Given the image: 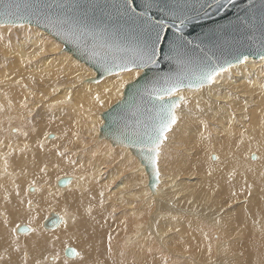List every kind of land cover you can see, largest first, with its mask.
<instances>
[{"label": "snow or ice", "instance_id": "obj_1", "mask_svg": "<svg viewBox=\"0 0 264 264\" xmlns=\"http://www.w3.org/2000/svg\"><path fill=\"white\" fill-rule=\"evenodd\" d=\"M225 2L231 3V0H225ZM79 7L77 0H72L70 9L65 0H35V2L25 0L23 5L19 0H0V18L18 16L28 19L30 23L32 15L49 20L55 16L59 21V26L65 30L66 34H75L84 29L90 32L91 29L88 27L86 19L87 12L83 16L69 14L70 12H76ZM113 7L116 9L119 20L123 22L121 28L114 32H108L105 28L99 34L102 38L106 37L104 46L109 51L120 53V55H114L111 62L105 60L100 64V67L109 73L112 72L113 67H116L121 72L130 74L133 78L146 79V84L142 89L137 90L136 97L132 100V106L135 110L131 112L130 116L125 115L122 117L123 122L116 130L119 137L117 146L135 149L141 158V163L146 162V170L147 167H150L152 178L158 181L161 177L164 153L169 146L176 143L177 137L183 135L182 126L195 124L198 131L202 129L200 131L202 140L205 138V133H207V138L211 139L214 126L217 129L219 128L216 123L219 116L218 109L230 105L227 101L221 103L222 98L219 95L213 100L211 93L218 85H221L219 78L224 73L231 71L235 65L229 63L228 68H225L204 53L203 49L200 50V54H196L195 50L200 48L199 44H196L193 48L189 47L193 45V41L186 38L184 29L192 24V17L187 15L186 0L183 3L182 0H120V3L113 5ZM61 15H63V19H61ZM197 26L193 24V30ZM0 27L8 29L11 33L13 29L17 32L24 29L25 25L22 23L16 25L14 21L5 25L0 21ZM173 29H175V32L172 33L170 38L169 32ZM84 34H87V32ZM93 36H95V33H93ZM15 40L16 44L21 47L13 55L23 57L24 46H31L32 43L31 31H27L23 40L20 35H17ZM0 42L3 43L6 52L13 48L11 35H9L6 42L5 37L0 35ZM165 46L168 49L167 53L165 52ZM33 51L35 56H39L45 50L40 48L38 52H35L34 49ZM161 58L175 60V71L163 74L155 73L152 77H148L147 73L151 71L149 65L159 64ZM235 59L237 65L247 67V55L241 54ZM260 59L264 60V55H261ZM19 62L25 63L23 59ZM11 63L9 61L2 67L8 68ZM27 63L31 64V60ZM47 75H51V73ZM116 75H119V73H116ZM77 76H79V72H77ZM5 78L10 79L11 77L6 75ZM28 79L32 83L37 82L34 75ZM16 83L19 84L20 81L17 80ZM96 83L98 84L99 81H96ZM206 86H208L209 97L207 101H204L201 93ZM23 87L27 88L28 85L25 84ZM75 88L76 85L72 84L69 89L65 90L63 97L58 96V93L61 92L59 87H52L47 95L42 91L40 95L45 100H49L47 105L33 104L30 107L29 96L25 95L20 107L26 110V123L32 124V121L39 117L40 121H44L46 125L53 124L57 110H66L67 106L72 104ZM185 90L193 91V96L189 97L181 94ZM105 91H108V89H105ZM85 96L93 101V106L103 107L104 101L99 93L93 94L92 90L88 89ZM235 99L236 97L231 92L227 93L228 101H235ZM214 106H218L215 114H213ZM76 107L77 109H83L84 104L78 102ZM234 111L233 114H229V119H235ZM242 111L250 112V109L243 108ZM88 112L90 115L92 114L91 107ZM262 112H264V106H262ZM29 115L32 120H28ZM251 118V114L244 117L248 121H251ZM75 123L79 125L80 121L75 120ZM261 127L264 128V125ZM95 128L96 125L92 124L89 134L95 131ZM69 131H71V128H69ZM33 133L36 134L35 154L29 160L27 158L29 146L25 145V148L21 150L20 157L16 159V167H19L20 175H28L29 164L46 175L49 165L58 168L71 150L70 147H64L61 151V146L56 145L54 148L45 151L46 145L40 137L43 136L47 140L51 137V133L42 132L36 124H32V127L24 133V136L28 138ZM63 135L68 138L69 145L74 146L75 150L86 158H90L93 166H95V161L100 153L94 141H89L87 137L81 135L80 131H71V137H69L67 131ZM232 135H235V133H232ZM72 137L75 139H72ZM53 138L56 139V137ZM250 139H255V137H250ZM260 143L264 145V135L261 136ZM113 152H115V149H113ZM41 153H43L42 156ZM116 155L119 156L120 161L125 160L124 155L119 153H116ZM251 156L260 161V166L258 169L249 168L245 170L246 173H252L256 178L249 184L247 176H245L241 190L248 197L245 201L246 204H252L255 201L256 205L264 212V160L257 156L255 152ZM52 157L56 159L53 160ZM211 159L223 163L219 156L211 157ZM69 163L73 164L75 161L69 160ZM103 163L101 161V165ZM80 167L84 168V165ZM235 174L233 166V169L229 170L226 183L231 184V177H234ZM95 175L96 173H93L94 177ZM206 175L212 177L213 172L209 171ZM80 179H83V177H80ZM35 183V179L28 183L27 187L30 191L27 196L24 195V190L20 185H17L14 189L15 204H13L11 196H5L4 203L0 205L4 208V213H0V215H4L3 221H0V249H3V252L7 255V260L5 255H0V262H4V264H46L50 259L49 253L54 251L53 246L56 240L59 239L58 236L55 238L49 236L38 224L36 227H25L23 225L25 219L29 221V224L36 220L33 215L35 194L40 193L42 195L44 190L35 188ZM66 184L68 187L61 193V196L65 198L67 206L64 216H57L55 226H62V230L65 232L72 229L77 234L78 240L82 242L77 247H64L63 264H70V262L72 264H109V261L111 264H149L147 254L153 252L152 248L145 249L139 244L138 240L130 239L125 240L122 246H115L113 244L114 237L111 233H105L106 247L104 252L94 255L96 249L93 237L96 234L97 226H103L96 219V216L99 215L101 219H105L104 212L108 208H112L109 215L114 216L116 209L112 205H105L103 191L99 192L98 196H92L89 195L93 191L92 187L84 189L83 186H78L73 189L70 187L72 184L70 180ZM149 186L150 188L159 187L151 181H149ZM234 188L235 185H232L227 191V196L222 197L219 206L220 211L232 208L231 201L239 194L233 190ZM33 189L34 191H31ZM220 192L221 186L218 184L214 195H219ZM29 196L33 198L30 199ZM153 196L155 198V194ZM78 198L79 203H77ZM84 198L88 199L89 204L81 211ZM92 201H96L95 206H93ZM178 201V197L175 198V202L167 199L162 201L160 220L156 221L154 237L149 232V237L153 238L154 243L156 239L166 241L170 239L172 233L181 231L180 228L174 225L169 227L167 223L163 225V231H161V220L175 219L178 221L183 213V209H177ZM188 203L191 204L192 202L188 201ZM73 204H76L75 208L72 207ZM94 207L96 215L93 214ZM173 212L177 214L173 216ZM213 220L219 223V221H215V217H213ZM9 225L11 226L9 227ZM21 233L24 237L23 242H21ZM139 235L137 233V236ZM208 251L211 252L210 247ZM240 254L243 255V252ZM51 259L60 261L61 257L59 253H55L51 256ZM157 264H168V261L157 262ZM173 264H183V261L177 256L173 260ZM236 264H240V262L237 261ZM261 264H264V260L261 261Z\"/></svg>", "mask_w": 264, "mask_h": 264}, {"label": "bare ground", "instance_id": "obj_2", "mask_svg": "<svg viewBox=\"0 0 264 264\" xmlns=\"http://www.w3.org/2000/svg\"><path fill=\"white\" fill-rule=\"evenodd\" d=\"M7 32H8V29L0 30V33H4V35ZM21 39L23 40L24 38H21ZM14 45H15V51L20 50L21 46L16 44V40H14ZM31 46L33 48H36V50L34 49L35 52H38L40 48H43L45 50L41 55H39L42 57L45 56V58L43 57L44 60L48 58L47 56L48 54H51L55 50V47L53 46L51 41L47 42V41H44L43 39H40L34 36H32ZM28 48L29 46H24L23 48L24 54H23V57L19 56L20 57L19 61L23 59L25 62H27L28 61L27 58H30V57L33 58V56L36 57L34 51H32L33 54L29 53L30 51L27 52ZM51 60L60 61L63 64V66H65L72 72V74L75 76V78L78 81L83 80L84 71L82 72L80 68L78 69L75 68L73 57H71L69 52L66 54H58V56L53 57ZM18 64L19 62H15L12 66H16ZM57 68H59L58 65H57ZM262 68H264V60L248 58L247 67H244L242 65H235V67L231 69V71L242 69V72L239 71L237 72V75H232V72L229 71V72L224 73L219 78L221 81V85L226 86V87H222L221 85H218L215 88V90L211 93L212 98L213 97L216 98L217 95H219V92H217V89H221V87L223 89H228L229 87L233 86L236 92L235 91L234 92L230 91V92L232 93V95L236 97V99L235 101L228 102V104L230 105L229 107L219 108V109L217 108L219 110V116H218V119L216 120V123L219 125V128L217 129V127L215 126L213 127V129L219 132V135H220L219 138H216L217 142L214 141V143H212V140H209L206 138L202 140L201 135H200V131H202V129L198 131L195 124H188L187 126H182L183 127L182 137L188 136V138H190L189 143L192 142L194 145L193 146L194 147L193 148V160L189 164L190 167L192 168L196 167L198 171H201L200 174L204 175L210 171V168L207 165V162L209 160L210 162L214 164L215 169H217L216 172H213L212 177L207 176L204 179L200 180V179H195L193 176L188 179L189 181H185L182 183L184 186H189V188H187V190H185L183 193L190 197L189 201L192 202L191 204H189L186 201V198H187L185 197L186 195L181 196V194L183 193L179 192L178 190L180 188L179 186H175L176 181H175V184H172L174 183V180L171 177L168 181L171 187L163 186L161 184L163 186V189H161L160 185H158L159 187L158 188L156 187L155 192L145 194V197L148 194H150V196L146 198L141 196L139 192H137L135 189H131L130 185L136 182V180H142V172L140 171H144L147 175L145 177L149 179L146 169L140 163L139 160H138L139 165L136 163L128 171H125L127 169L126 168L127 163H124V161H120L117 166H115L114 164L109 166L111 168L109 170L107 169L104 170V166H103L104 163L103 165H101V161L106 163L107 161L104 159L111 160L112 155H115L116 151L119 150V148H115V152H113L114 146L112 144L110 146V144L106 143L107 146H105L104 144L105 142L99 140L101 139L99 133H100V127L103 124V119L101 116L97 115L98 112L94 113V115L89 119V121H86L83 118H77L76 120L80 121L79 125H77L74 122L70 124L69 127L67 128V132H69V137H71V131L78 130L81 132L82 129L83 130L86 129L88 132V136H89V137L88 136L86 137L88 138L89 141H94V143L96 144L97 150L99 151L100 155L95 161V166H93L90 158H86L83 154L80 153V156L82 158L81 165H84V168L95 169L94 171L85 172V173H76V172L61 173L62 171L72 169L71 167L66 166L67 164H69V160H66L65 158L63 162L60 163L58 168H53L50 165L48 168V173L46 175L44 173L39 172V170L34 168L31 164H29L28 169H27L28 175L26 176L20 175V169L16 167V165L13 164V162H16V159L20 157L21 150L25 148V145L29 146L27 158L31 160L32 156L36 152L35 141L34 139L30 140L31 135L28 138L24 136V133L27 131L23 127L22 121L24 119L22 120L19 116H16V115L13 116V113H15L18 110V108L22 109L19 106V103L23 100V97H24L23 89L18 90L17 88H15L14 87L15 83H13L12 78L8 79L7 81H5L6 79L4 80L0 78V82L3 83L2 85L4 86L2 87L0 85V99L4 97H8L9 101L14 102V103L10 102V106L7 107L9 109L8 111L12 112V114H10L9 116H7L5 113L6 109L0 106V119L2 118V116H4L5 118H7L5 123H7L9 120L12 123L14 121L13 125L21 126L20 129L19 127H16L18 128V132L17 134H13V135L8 134L9 128H6L5 124L2 126V131H5V133L0 134V144H3L6 147L8 141H11V140H14L16 144L12 146V144L9 143L7 150H5V147L2 149L0 148V163H1L0 164L1 165L0 166V205L4 203L5 196H11L13 198L12 202L15 204L14 189L17 185H20V187L24 190V195L27 196L28 192L30 191L27 185L29 182L35 179L36 181L35 188L42 189L44 191L42 195L40 193L35 194V198H34L35 210L33 212V215L36 217V220L32 222L31 224H29V221L25 219L23 221V224L24 223L28 224L27 225L28 227L29 226L36 227L38 224L41 226L42 230H44L49 236L52 230L57 231V233L60 234L61 231L59 230V228H61L62 226L53 227V228L44 227V223L49 217L52 216L53 213H56L58 216H64V213H65V209H59L61 207V204H59L58 206L54 205L55 202L57 203L65 202L64 207L66 208L67 206L66 200L63 196H61V193L66 190V187H68V185L60 186L58 184L59 180L62 177H70L71 178L70 181H72V184L70 185V187H72L73 189H76L78 186H83V188L87 189L89 188V186L85 184V181L89 179H98V181H100V178H104L105 179L104 182H100L97 187H92L93 189L92 192L98 191L99 193L102 191L101 187H104V190H103L104 194H109V193L114 194L113 199L119 200L120 202H125L124 196L130 195L131 198L133 199L134 197L137 198V195H139V199H138L139 204L137 206H139L140 209H137L133 214V229H132L133 234L128 233L124 235L122 240H129V239L134 240L135 239V240H138L139 244L142 245L145 249L152 248L153 252L150 254H147V259L149 261V264H157V262H160L156 254L157 252L160 254V251H162V248H165V249L168 248L166 243L172 245V247L177 249V250H173V253L177 256L180 255L181 257H183V260H181L183 261V264H236L237 261H239L240 264H261V261L264 260V228H262V226H264V212H262L260 207L256 205L255 201H253L252 204L245 203L248 197L244 194L241 188L243 186V181H244L245 176H247L249 184H251L252 180L256 178L252 173H246L245 170L249 168L258 169L260 166V161H257L256 159L252 158L251 154L255 152L257 156H260L261 159L264 160V145H262L260 141L257 140L259 137L262 136V134L260 133V130L264 129L261 127L262 125H264V112H262V106H264V70H262ZM89 71H90L89 80L96 77L95 70H89ZM77 72H79V76H77ZM62 73H64V75L65 74L68 75L69 72L63 71ZM120 73H124V72H120ZM1 74L3 75V72ZM126 75L127 77L124 78L123 84H118V82H115L117 78L112 75L105 77L103 80L99 81L98 84L97 83L95 84L98 86V89L103 90V92L105 91V89H109L111 91V87H114L117 85V88H120L119 91L116 92V95L113 93H109L108 99H114L118 97V95L120 97H123L126 86L129 83L133 82L132 81L133 76H131L128 73ZM128 79L130 80L128 81ZM83 83L85 84V86L91 84L87 80H83ZM71 85L72 84H68L62 87L57 86L61 89V92H60L62 93L61 97H63L65 90L69 89ZM121 85L123 86L125 85V87L121 88ZM47 89L48 88L45 87V90ZM113 90L115 91V89ZM17 91L19 92L17 93ZM77 91L79 93H82L83 88L79 87ZM222 92L224 93L223 97L227 98L226 91H222ZM13 93H15V98L14 100H11L10 95ZM47 93L48 92H46V95ZM181 94H184L190 97V96H193V91L185 90L184 93H181ZM202 94L203 95L207 94V96L209 97L208 86L205 87ZM75 95L77 96V98H81L77 94V92H75ZM32 99L35 100L34 98ZM243 108H249L250 112H243L242 111ZM217 109L213 108V114L217 112ZM233 110H235L234 115L235 113H240V114H243L244 117H247L251 114V117H252L251 121L243 119L242 122H243L244 128H242L240 126L241 123H239L240 117L239 118L235 117V119H229V114H233ZM59 114H60V111H57L56 117ZM34 124H36L35 120H34ZM87 124H90V125H87ZM92 124H95L96 128H95V131L89 134V130ZM245 124L246 125L248 124V126L245 127ZM61 125L62 123H60V126ZM38 126L39 128L41 127V131H44L45 129H47L48 131L49 130L48 126L50 125H45V126L38 125ZM69 128H71V131H69ZM47 133H51L53 135L47 140H45L43 136L41 137V141L46 145L45 151L49 148H54V146L57 145L56 142L59 139L58 133L56 132L55 133L47 132ZM232 133H235V135H232ZM215 135H216V132H215ZM53 137H56V139H54ZM250 137H255V139H250ZM188 138L185 140H188ZM72 139H75V138L72 137ZM64 140H67V141L64 142ZM64 140L60 143L61 151H63L64 147H70L71 150L72 149L75 150L74 146L69 145L68 138L65 137ZM214 149H216V151L218 150L220 151L210 152L208 154L209 151L214 150ZM197 151H199L198 156L196 155ZM130 152L128 150L123 149V155L125 156L126 160L129 157H133L132 156L133 154L131 155ZM42 155L43 153H41V156ZM213 156H219L220 160L223 161V163H220L218 161L211 159V157ZM52 159L55 160L56 158L52 157ZM130 162L134 163V160L132 159ZM233 166H234V171L236 174L234 177H231V184H229V183H226V180L228 179L229 170L233 169ZM56 171H61V172H59V175L58 174L54 175ZM93 173H96L95 177L93 176ZM55 177H57L56 180H54ZM80 177H83V179H80ZM210 178H211L212 183L214 182L217 185L219 184L221 186L222 195L221 196L219 195L220 197L218 196V200L216 199L218 201L217 205H215L214 204L215 202H213L211 203V205L214 204V206L207 208V204H206L207 200L205 198L207 199L209 198L205 197V195H208L207 192L210 190V187H211L209 185ZM112 179L117 180L118 183L113 184L111 181ZM139 183L140 184L137 185L138 189H140V186L142 187L145 186V185H142L144 183L143 181H140ZM232 185H235V188L233 190L237 192L240 191V192L238 196L234 200L231 201L232 203L231 209L220 211L225 219L224 225L222 221L221 222L219 221V222L223 226L215 225L214 227H212L211 225H208L209 223H212V222H209L208 220L212 216V215L209 216L210 214L208 212H210V210H213L214 212L218 211L219 209L218 205L221 204L222 197L227 196V191L230 187H232ZM31 191H34V189ZM179 193L181 194L179 195ZM153 194H155V198ZM173 194H175L176 198L177 197L179 198V201L177 203V209L178 210L183 209V213L180 215V217H185L187 219V222H183L180 220L176 221L174 219H170L167 221L161 220V231H163V225L165 223H167L169 227H172L173 225L177 228H180L179 225H183V227L180 228L181 231L179 233H172L170 239L166 241H160L159 239H156V241H159L157 242L159 243L158 245L156 241L155 243L153 242V240L149 241V239L152 238V237H149V232H151L154 237V234L156 231V221L160 220L161 203L164 199L172 201L171 197ZM28 198L31 199L33 197L29 196ZM193 200H195L196 202H194ZM87 202L88 201H86V198H84L83 204L81 205V211H83V209L88 206L89 202L88 203ZM77 203H79V198L77 200ZM92 204L93 206H95L96 201H92ZM191 205L192 206L195 205V207L192 208ZM72 207L75 208L76 204H73ZM152 210H154V212H152ZM229 210L233 214L232 219H229L227 215L225 214ZM214 212H211V213L213 214ZM0 213H4V208L2 206H0ZM93 214L96 215L95 207H94ZM176 214H177L176 212L172 213L173 216H175ZM221 214L219 213L220 216ZM104 217L105 219H101L99 215L96 216V219L100 221L101 225H103L102 227L97 226L96 234L93 237V242L96 245H101V243H104L105 233H111L112 236L114 234L116 235L115 226L109 220H107L106 215H104ZM3 219H4V215H0V221H3ZM65 219H67V217H65ZM17 222H20V221H17ZM229 224L231 226V231H228V230L226 231L224 226L229 225ZM134 225H135V228H134ZM10 226L11 225H9V227ZM210 227L213 228L212 236L214 238H215V234H218V239L217 240L212 239V240L214 241L217 247L216 250H218L216 251V253L217 252L220 253L219 254L220 258L218 257L220 259V262L219 261L216 262L217 259L216 260L214 259L215 261H212L213 257H211V252L209 253L208 251L209 245H210L209 243V240H210L209 228ZM215 227L217 230L215 229ZM137 233H139L140 235L139 236L135 235ZM20 236H21V242H23V238H24L23 234L21 233ZM231 236H239L241 239V242L240 243L230 242L229 244L223 243L224 244L223 245L222 242L220 241L221 239L228 240L227 238ZM52 237L55 238L57 236H52ZM64 237H68V240L70 241L74 240L78 244L82 242L78 240L77 234L72 229H69L67 234H61L58 242H63L62 240ZM58 242L56 240L53 246L54 251L49 253L50 259L49 261L46 262V264H57L58 263V261L51 259V256L54 255L55 253L59 252L60 257H62V253L59 251ZM123 242L118 241L117 243L119 244L122 243L121 245H123ZM225 246H227V249H228L227 256H223L224 251H226ZM210 248L212 247L210 246ZM100 250H98V254L103 253ZM181 250H183L184 252H180ZM241 252H243V255H244L243 259H240ZM0 255H5V259L7 260V255L3 252V249H0ZM186 257L189 259H187ZM194 257H196L195 261L192 260V258L194 259ZM0 264H4V262H0ZM109 264H111L110 261H109Z\"/></svg>", "mask_w": 264, "mask_h": 264}, {"label": "rangeland", "instance_id": "obj_3", "mask_svg": "<svg viewBox=\"0 0 264 264\" xmlns=\"http://www.w3.org/2000/svg\"><path fill=\"white\" fill-rule=\"evenodd\" d=\"M1 29H6V28L0 27V30ZM28 30L31 31V35L32 36L40 38V39H43L44 41H47V42H49V41L52 42L53 46L55 47V50L51 54L47 55L48 56L47 59L44 60L45 56H43L44 58L42 56H36V57L33 56V58L32 57L27 58L28 61L31 60V64H28L27 62L20 63L19 62V58L20 57L13 55V53L16 52L15 51V45H14L15 37L17 35H20L21 38H24L26 36ZM0 35H3L5 37V42L9 39V35H11V38H12V41H13V48L11 50L7 51V52L5 51V49L3 47V43L0 42V78L5 80L6 79L5 78L6 75L10 76L13 79V83H15L14 87L17 88L18 90L23 89L24 96L25 95L29 96V106L30 107L33 104H44V105H47L49 100H45L40 95V93L42 91L46 94V92L50 93L52 87H57V86L62 87V86H66L68 84H75L76 85V88L74 90V99H73L72 104L68 105L66 110H57V111H60V114L55 118V122L53 124H51L50 126H48L49 127L48 131H47V129L42 131V132H46V133L47 132H52V133L56 132V133H58L59 134V139L56 142L57 145H60V143L64 140L65 137H64L63 133L67 131V128L69 127V125L74 123L77 118H83L86 121H89V119L94 115V113H97V112H98L97 115L101 116L100 114L102 112H104L105 110L110 108L114 103H116L117 101H119L120 99L123 98V97H120L118 95V97H116L114 99H108L109 93H113V94L116 95V92L119 91V90H117L118 89L117 85L114 86V87H111V91L108 89V91H104V92H103V90L98 89V86L95 83H91L90 85L85 86V84L83 83V80L89 81V72H90L89 70H94V69H92L91 67H89L85 63H83V62L79 61L78 59H76L71 53H69V54L71 55V57H73L75 68L76 69L80 68L82 72L84 71V78L81 81H78L75 78V76L72 74V72L68 68L63 66V64L60 61L51 60L53 57L58 56V54H66L68 52L67 51H63L64 45L61 42H59L58 40L53 38L48 33L44 32L43 30H41V29H39L37 27L25 25L24 29H20L18 32L15 29H13V30H11V33L8 30V32L5 33V35H4V33H0ZM33 49L36 50V48H33L32 46H29L27 52L30 51L29 53L33 54V52H32ZM29 55H31V54H29ZM38 60H39V62H38ZM9 61H11L12 63L10 64V66L8 68L2 67L4 64L8 63ZM43 61H44V63H43ZM15 62H19V64L16 65V66H12ZM57 65H58L59 68H57ZM12 69H15V70H12ZM63 71H68L69 72L68 75H66V74L64 75V73H62ZM239 71L242 72V69L241 70L237 69V70L231 71V72H232V75H237V72H239ZM2 72H3V75L1 74ZM58 72H60V73H58ZM48 73H51V75H47ZM126 74L127 73H120L119 75L114 74L112 76L117 78V80L115 82H118V84H123L124 78L127 77ZM33 75L36 77V81H37L36 83H32V81L30 79H28L29 77H31ZM135 79L136 78H132V81H134ZM7 80L8 79H6L5 81H7ZM17 80L20 81L19 84L16 83ZM129 80L130 79H128V81ZM9 81H11V80H9ZM2 84L3 83L0 82V85L2 87H4ZM25 84L28 85L27 88L23 87V85H25ZM45 87H47L48 89L45 90ZM79 87L83 88V92L82 93H79L77 91V89ZM124 87H125V85L122 86L121 88H124ZM222 87H226V86H222ZM222 87H221V89H217V92H219V96L222 98L221 103H224L225 101H227V103H228L229 101L227 100V98L223 97L224 93L222 91H226V93H229L230 91H232V92L235 91L236 92V90L234 89L233 86L229 87L228 89H223ZM88 89H91L93 94L99 93L101 95V99L104 101L103 107H100L99 105L93 106V101L89 97L85 96V93L87 92ZM113 89H115V91ZM18 92L19 91H17V93ZM75 92H77V94L81 98H77V96L75 95ZM182 93H184V92H182ZM61 95H62V93H58V96L61 97ZM201 95L203 96L204 101H207V98H208L207 94L203 95L201 93ZM10 96H11V100H14L15 93L11 94ZM17 97H18V95H17ZM190 97H192V96H190ZM32 98H34L35 100H33ZM49 99H50V97H49ZM215 99L216 98L213 97V100H215ZM34 101H36V102H34ZM10 102L11 101L8 100V97H4V98L0 99V106L6 109L5 113H6L7 116L12 114V112L8 111L9 109L7 108V107L10 106ZM78 102L84 104V108L83 109H77L76 105H77ZM11 103H14V102H11ZM20 103H19V106H20ZM74 104H75V106H74ZM90 107H91V112H92L91 115L88 112V109ZM214 108L217 109L218 106H214ZM41 111H43V109H41ZM15 115L19 116L22 120L24 119L22 121V123H23V127L27 131H28V128L32 127V124H34V121L32 122V124L26 123V121H25L26 110L25 109L18 108V110L15 113H13V116H15ZM235 117L236 118L240 117L239 118V123H241L240 126L242 128H244L243 122H242L243 119H244V115L240 114V113H235ZM28 119L31 120L32 117L29 115ZM36 119H37V121L35 120V123H36L37 126L38 125H42V126L46 125V123L44 121H40L39 117H37ZM6 120H7V118H5L4 116H2V118L0 119V134H4L5 133V131H2V126L4 124L6 125V128H9L8 134H10V135L17 134L18 128H16V127H19V129H20L21 126L13 125L14 121L12 123L9 120H8L7 123H5ZM70 120H71V123H70ZM61 121H63V122H61ZM25 123H26V125H25ZM60 123H62L61 126H60ZM87 125H90V124H87ZM247 126H248V124L247 125L245 124V127H247ZM40 129H41V127H40ZM212 130H213L212 134L215 137L212 135L211 139H209V138H207V133H205L204 136H205L206 139L212 140V143H214V141L217 142L216 138H219L220 135H219V132H217L215 129L212 128ZM75 131H78V130H75ZM215 132H216V135H215ZM260 133L262 135H264V129L260 130ZM81 134L84 135L85 137L88 136V132H87L86 129L85 130L82 129L81 130ZM35 135H36L35 133L31 134L30 140L34 139V141H35ZM187 138H188V136L187 137L186 136L185 137H182V136L177 137L176 144H174L172 146H169V148L166 149V151L164 153V156L162 158V162H163L162 163V171H161L162 175H161V178H160L159 184H158V185H160L161 189H163V186H170V183L168 181H169V179L171 177L174 180V183H172V184H175V181H176L175 186H179L180 187L178 189L179 192L183 193L185 190H187V188H189V186H184L182 184L183 182L189 181L188 179L193 177V176H194L195 179H200V180L204 179L205 177H207L206 174L201 175L200 174L201 171H198L196 167L195 168L190 167L189 164L193 160V148H194L193 146L194 145H193L192 142L189 143V141H190L189 139L190 138H188V140H185ZM260 139H261V137H259L257 140L260 141ZM99 140L104 141L105 142L104 143L105 146H107L106 143L110 144V146H111V143L108 140H106V139H99ZM66 141L67 140H64V142H66ZM9 143H11L12 146H14L16 144V142L14 140H11V141H8L6 147L3 144H0V148L2 149V148L5 147V150H7ZM104 144H102V145H104ZM115 148H119V150H117L116 153H119L120 155H123V149L124 150H128L130 152V150L127 149V148H121V147H118V146L114 147V149ZM199 151H201V150H199ZM199 151L196 152L197 156H198ZM219 151L220 150L216 151V149H214V150L209 151L208 154L210 152H219ZM131 155H132V153H131ZM132 156L133 157H129L130 159L128 158L127 160L126 159L124 160V163H127L126 164L127 165L126 166L127 169L125 171L130 170V168H132L136 163L138 164V159L134 155H132ZM132 159L134 160V163L130 162ZM66 160L75 161V163H73V164L69 163V164L66 165V166L71 167L72 169H69V170H66V171H62V172L61 171H56V173L54 175H56V174L59 175V172H61V173H64V172L85 173V172H92V171L95 170V169H92V168H81L80 166H81L82 158L80 156V153H78L77 151H75L73 149L70 150ZM104 160L107 161L106 163L104 162V165H103L104 166V170L105 169L109 170V169H111L109 166H111L113 164L115 166H117L118 163L120 162L119 156L116 155V154L112 155V159L111 160H108V159H104ZM13 164L16 165V162H13ZM207 165L210 168L211 172H216L217 171V169H215V167H214V164L212 162H210L209 160L207 162ZM188 168L192 171V173H191V171ZM140 172H142V180H136V182H134L132 185H130V188L131 189H135L137 192H139V194L141 196L145 197V194L152 193V190H150V187H149V184H148L149 183V179H147L145 177V176H147L146 173L144 171H140ZM54 175H52V176H54ZM56 178L57 177H55L54 180H56ZM175 179H177V180H175ZM104 181H105L104 178H100V181H98V179H89V180L85 181V184H87L89 187L90 186L91 187H97L100 182H104ZM111 181H112V183H113V181H115V183H113V184H117L118 183V181L115 180V179H112ZM140 181H143L144 183L142 185H145V186H143V187L140 186V189H138L137 185L140 184L139 183ZM162 181H163V183H162ZM209 181H210L209 185L211 186L210 190H209L210 192L208 191L207 192L208 195H205V197L209 198V199L205 198L207 200V203L205 202L207 204V208H210V207L214 206V204L217 205L218 204V201H217L218 200V196L222 195L221 192H220L219 195H214V193L217 190V184L214 183V182L212 183L211 182V178H210ZM200 186H201V184H200ZM84 189H86V188H84ZM101 190L103 191L104 187H101ZM168 190H169V188H168ZM181 193H179V195ZM90 194L92 196H98L99 193H98V191H96V192H92ZM113 195L114 194H111V193L104 194V200H105V205L106 206L107 205H112V207H114L116 209V213H115L114 216L113 215H109V213L112 211V208H108V210L104 212V215H106L107 220H109L116 228V235L115 234L113 235L114 240H115V241L113 240V244L115 246H122L121 245L122 243L119 244L117 242L118 241H121V242L125 241V240H122L124 235H126L128 233L129 234H133V232H132V229H133V214H134V212L137 209H140V207L137 206L139 204V200H138L139 199V195H137V198L134 197L133 199L131 198L130 195L124 196L125 202H120L119 200L113 199ZM182 195H186V194L183 193V194H181V196ZM77 196H79L78 193H77ZM148 196H150V194H148L146 197H148ZM185 197H187L186 201L188 202L190 200L189 199L190 197L188 195H186ZM175 198H176V196H175V194H173L172 197H171L173 202H175ZM86 201H88L87 198H86ZM193 201L196 202L195 200H193ZM213 202H215V203L211 205V203H213ZM59 204H61V207L59 209H65V207H64L65 206V202L64 203H57V202L54 203L55 206H58ZM206 204H205V206H206ZM218 206H220V204ZM191 207L193 208V207H195V205H193V206L191 205ZM154 210H156V209H154ZM154 210H152V212H154ZM218 211L221 214L220 208L218 209ZM218 211L214 212L213 210H210V212H208L210 214L209 216L212 215L211 217L212 218L215 217V221H220V222L222 221L223 225H224V223H225L224 216L221 214V216H222L221 217L219 215ZM211 212H214V213L212 214ZM214 214H215V216H214ZM225 214L227 215V217L229 219H232L233 214L231 213L230 210L228 212H226ZM211 217L208 220H209V222H212L213 224L209 223L208 225H211L212 227H214L215 225L216 226L222 225L220 222L219 223L214 222V220ZM221 219H223V220H221ZM179 220L183 221V222H187V219L185 217H180ZM24 224H26V223H24ZM26 225H28V224H26ZM135 225H134V228H135ZM179 226H180V228L183 227V225H179ZM212 227L209 228V233H210V240H209L210 245H209V247L210 246L212 247L211 248V257H213L212 261H215L217 259L216 262H218V261L220 262V259H219L220 258L219 257L220 253H218V252L216 253V251H218V250H216L217 247H216V245H215V243L213 241V240H217L218 239V234H215V238L212 236V229H213ZM224 228L226 229V231L227 230L231 231L230 224L229 225H225ZM215 229H216V227H215ZM215 229H214V231H215ZM59 230L61 231L60 234L57 233V231L52 230V232L50 233V236H58V237H60L61 234H67L68 233V231L67 232L63 231L62 227L59 228ZM135 235H137V234H135ZM242 236H243V234H242ZM233 237H235V238H233ZM227 239L228 240L221 239L220 241L222 242V244L223 243L224 244L225 243L229 244L230 242H233V243H240L241 242V239H240L239 236H231V237H228ZM58 240H57V242H58ZM151 240H153V238L149 239V241H151ZM62 241L63 242H58L59 251L62 253V257H61V260L58 261L57 264H63V257H64L63 249H64L65 246H71V247H77L78 246L77 245L78 243L76 241H74V240L70 241V240H68V237H64ZM226 241H228V242H226ZM157 242H159V241H156V243ZM97 244H99V243H97ZM104 244H106V240L104 241V243H101V245L94 244V245H96L95 249H98V250L101 249L100 251L104 252V249L106 247V245H104ZM157 244L159 245V243H157ZM166 245L168 246V248L167 249L162 248V251H160V254L157 252L156 256L158 257L160 262L168 261V264H173V260L175 259V257H177V255H175L173 253V250H177V249L172 247V245H170V244L166 243ZM78 250H79V248H78ZM98 250H96L97 254H98ZM225 250L226 251H224L223 256H227V251H228L227 246H225ZM96 252L94 253V255H97ZM180 252H184V251L181 250ZM241 257H240V259H243L244 255H241ZM179 259L183 260V257H181L179 255ZM187 259H189V258H187ZM192 260L195 261L196 257H194V259L192 258ZM70 264H72V262Z\"/></svg>", "mask_w": 264, "mask_h": 264}, {"label": "water", "instance_id": "obj_4", "mask_svg": "<svg viewBox=\"0 0 264 264\" xmlns=\"http://www.w3.org/2000/svg\"><path fill=\"white\" fill-rule=\"evenodd\" d=\"M19 2L23 5L25 0H19ZM77 2L80 7L76 12L69 14L83 16L87 12L86 19L88 27L91 29L90 32L84 29L75 34H66L65 30L59 26V21L55 16L49 20L32 15L30 23L28 19L18 16L2 17L0 21L5 25L13 21L16 25L22 23L48 33L64 45L63 51L71 53L76 59L96 71V77L89 80L90 83H96L107 76L121 72L119 68L113 67L112 72L109 73L100 67V64L105 60L111 62L113 56H118L120 53L109 51L104 46L106 37L102 38L99 34L105 28L108 32H114L121 28L123 22L119 20L116 9L113 7V5H118L120 0H77ZM183 2L185 0H182ZM65 3L70 9L72 0H65ZM186 3L187 15L192 17V24L184 29V35L193 41L190 48L196 44L200 45V48L195 50L196 54H200V50L203 49L204 53L225 68H228L229 63L237 65L235 57L241 54L253 59H260L261 55H264V0H231V3H227L225 0H186ZM61 19H63V15H61ZM193 24L198 25L195 30H193ZM85 32L87 34H84ZM173 32L175 29L169 32L170 38ZM167 51V46H165V52L167 53ZM149 68L151 71H148L147 75L152 77L155 73L163 74L175 71L176 62L161 58L159 64L149 65ZM145 84L146 79L136 78L126 86L123 98L101 113L103 119L99 133L101 139L108 140L114 147L117 146L119 137L116 130L123 122L122 117L130 116L131 112L135 110L132 100L136 97L137 90L142 89ZM129 150L141 163L137 151ZM142 165L146 169V162ZM146 171L149 181L158 185L159 180L156 181L151 176V168L147 167ZM69 180H71L70 177H62L58 184L66 186V182ZM155 189L156 187H151L152 192H155ZM57 216L56 213H53L44 223V227H56Z\"/></svg>", "mask_w": 264, "mask_h": 264}]
</instances>
